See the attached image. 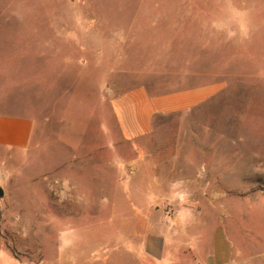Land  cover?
<instances>
[{"label":"rangeland","instance_id":"obj_1","mask_svg":"<svg viewBox=\"0 0 264 264\" xmlns=\"http://www.w3.org/2000/svg\"><path fill=\"white\" fill-rule=\"evenodd\" d=\"M137 84L210 95L127 141ZM5 96L0 264H264V0H0Z\"/></svg>","mask_w":264,"mask_h":264},{"label":"crops","instance_id":"obj_2","mask_svg":"<svg viewBox=\"0 0 264 264\" xmlns=\"http://www.w3.org/2000/svg\"><path fill=\"white\" fill-rule=\"evenodd\" d=\"M209 95V89L204 86L152 93L151 88L137 84L131 90L117 94L113 101V112L123 139L134 141L151 131L154 119L173 114H189L205 102ZM7 97H0V149L25 150L31 144L34 121L27 116L13 113L9 108ZM220 241L223 245L222 238L217 234L213 254L219 250V261L214 263L210 260L213 264L224 262L225 259ZM156 245L155 239L147 241L144 238L143 254L158 259Z\"/></svg>","mask_w":264,"mask_h":264},{"label":"water","instance_id":"obj_3","mask_svg":"<svg viewBox=\"0 0 264 264\" xmlns=\"http://www.w3.org/2000/svg\"><path fill=\"white\" fill-rule=\"evenodd\" d=\"M3 195V192H2V190L0 189V197Z\"/></svg>","mask_w":264,"mask_h":264}]
</instances>
